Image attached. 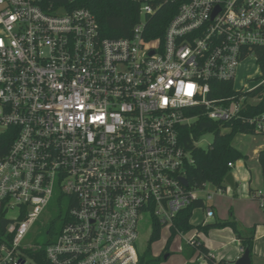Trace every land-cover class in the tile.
Returning <instances> with one entry per match:
<instances>
[{
    "label": "built area",
    "instance_id": "1",
    "mask_svg": "<svg viewBox=\"0 0 264 264\" xmlns=\"http://www.w3.org/2000/svg\"><path fill=\"white\" fill-rule=\"evenodd\" d=\"M138 1L131 36L111 39L88 9L0 0V133L18 129L0 156V264H41V253L47 264H140L144 216L171 230L202 201V225L215 218L214 195L226 189L183 183L195 159L180 128L201 115L225 133L258 104L251 94L264 77L246 90L237 74L264 47V0H185L157 39L146 25L160 2ZM220 83L235 93L217 98ZM246 121L264 132V115ZM56 195L67 201L61 231L46 248L31 244ZM179 235L189 247L199 241Z\"/></svg>",
    "mask_w": 264,
    "mask_h": 264
},
{
    "label": "trees",
    "instance_id": "2",
    "mask_svg": "<svg viewBox=\"0 0 264 264\" xmlns=\"http://www.w3.org/2000/svg\"><path fill=\"white\" fill-rule=\"evenodd\" d=\"M55 5H65L68 9L85 8L90 10L95 16L99 24L101 34L104 38L120 39L130 37L135 24L140 18V2L138 0H51ZM161 6L154 15L147 19L146 37L149 39H157L163 37L166 27L175 16L179 6L185 0L166 1L158 0ZM258 53V65L264 77V47L256 49ZM215 92L217 98L223 96L233 95L232 84H215ZM259 98L258 104L254 106H246L240 113V118L232 122L224 124L229 131L222 133V125L214 122L208 117L199 116L198 120L192 125H185L180 128V139L183 146L189 151L195 159V164L187 169V179L193 186H202L209 183L216 188L225 189L224 181L232 168L229 164H235L237 161L247 159L239 149L233 145L234 138L239 135H262L264 132H257L256 128L247 123L248 118L264 115V86L257 88L252 94ZM190 117H195L197 112L190 110L187 112ZM18 129L10 127L0 133V156L5 155L10 149L12 143L16 139ZM213 133L215 140L208 149H203L195 146L204 135ZM258 162L264 173V149L260 152ZM251 193H253L251 191ZM264 196V191L263 194ZM255 198L260 201V197L255 195ZM203 208L202 201L197 202L188 209L183 210L176 219L175 227L171 229V237L168 240L163 256L169 255V249L173 244L178 233L187 234L195 229L207 233L212 229L231 228L240 242L244 251L249 250L251 257L253 254L255 232L254 228L250 230H243L237 222L233 214L223 221L210 223L207 225L195 226L192 223L193 212L196 209ZM42 219V218H41ZM8 220L4 215V211L0 212V245L5 241L6 227ZM38 224V223H37ZM36 224V225H37ZM54 222L49 228L48 233H53ZM162 226L156 223L153 227L148 249L143 255H140V264H160L161 260L155 258L152 254V245L159 241L161 236ZM51 243V240L49 241ZM209 250L203 242L198 241L195 247H190L189 259L201 257L204 258L208 264H235L232 261L222 259L217 261L215 258L209 256ZM41 264H47L44 255L38 258ZM197 260L194 263L197 264Z\"/></svg>",
    "mask_w": 264,
    "mask_h": 264
},
{
    "label": "rangeland",
    "instance_id": "3",
    "mask_svg": "<svg viewBox=\"0 0 264 264\" xmlns=\"http://www.w3.org/2000/svg\"><path fill=\"white\" fill-rule=\"evenodd\" d=\"M263 80V75L259 68L258 62L255 58L250 57L246 59L238 69L237 74V87H246V90L255 87ZM195 121L191 122L192 125ZM261 139L259 136L254 135H237L233 140V145L242 151L247 159L239 160L235 163V168L232 173L235 175L236 188H231L228 184H225L226 192L223 195L219 193L214 195L212 204H215L218 211V218L207 220V223H214L228 219L231 214H235L236 211L241 213L245 212V202L237 201L234 199L240 198L242 192H244V185L248 187L251 184L253 189H262L264 186V174L261 171L260 165L256 160L257 156L254 153L256 147V141ZM215 135L208 133L204 135L197 143V146L203 149H208L214 142ZM209 191L216 193V188L209 186ZM260 210H262L260 208ZM67 211V201L60 200L56 195L53 201L48 206L46 212L43 214L38 224L32 230L29 236V242L31 244H38L42 247H47L50 240H55L62 229L63 222L62 216ZM242 217H244L242 215ZM206 221V213L203 209L199 208L194 210L192 223L195 226L200 225ZM243 221V220H242ZM240 222V226L243 230L247 231L243 222ZM54 222L53 233H48L50 226ZM153 232L152 219L149 216H144L140 220L139 225V240L137 243V249L140 255H143L148 249L149 240ZM194 233L185 234L186 238H190ZM201 236V235H200ZM171 237V230L165 226L161 228V236L159 241L152 245V254L155 258L161 260L160 264H189L190 247L187 245L185 239L181 235L177 236L169 249L170 257L165 260L163 252L167 246L168 240ZM180 247L182 250H180ZM200 264H204L200 260Z\"/></svg>",
    "mask_w": 264,
    "mask_h": 264
},
{
    "label": "crops",
    "instance_id": "4",
    "mask_svg": "<svg viewBox=\"0 0 264 264\" xmlns=\"http://www.w3.org/2000/svg\"><path fill=\"white\" fill-rule=\"evenodd\" d=\"M254 136L261 137V139L256 141L257 145L254 149V153L257 156L256 160L258 161L259 154L264 149V136L262 135H254ZM232 174L235 179L234 173ZM236 185L237 184L235 182L234 189L236 188ZM251 191L253 193H251ZM263 191H264V186L262 189H253L251 187V184L248 187H245L244 185V192H242L241 200L240 198L234 199L235 202L237 201L245 202L244 204L246 206L245 212L241 213L240 211H236L235 214H233L237 222L240 223L243 220L242 222L244 226L247 228V230L254 228L255 239H254V247L252 254V264H264V210L261 208L260 202L255 198V195L258 196ZM213 206L216 212L215 218L217 219L218 218L217 207L215 206V204H213ZM260 208L262 210H260ZM242 215L244 217H242ZM189 233H194L193 235H197L199 241L205 244L209 252L214 256V258L217 261L225 259L235 263L244 254V250L241 247L239 240L237 239L231 228L212 229L209 230L207 233L195 229ZM196 260L197 259L194 258L191 260L190 263H194L196 262ZM200 260H202L204 264H208L207 261L202 257L197 260V264H200Z\"/></svg>",
    "mask_w": 264,
    "mask_h": 264
},
{
    "label": "water",
    "instance_id": "5",
    "mask_svg": "<svg viewBox=\"0 0 264 264\" xmlns=\"http://www.w3.org/2000/svg\"><path fill=\"white\" fill-rule=\"evenodd\" d=\"M65 10H63V13ZM227 184L231 187H235V179L232 173H229L227 177L225 178ZM183 183L188 186L189 182L186 179L182 180ZM169 258V255L165 256V260ZM235 264H252V257L249 250L244 251V254L235 262Z\"/></svg>",
    "mask_w": 264,
    "mask_h": 264
}]
</instances>
